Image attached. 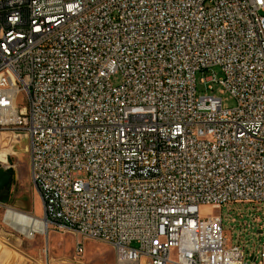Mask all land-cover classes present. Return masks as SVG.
<instances>
[{
  "label": "built area",
  "instance_id": "built-area-1",
  "mask_svg": "<svg viewBox=\"0 0 264 264\" xmlns=\"http://www.w3.org/2000/svg\"><path fill=\"white\" fill-rule=\"evenodd\" d=\"M206 72L234 108L197 96ZM22 140L41 219L114 264H246L201 208L264 204V0H0L12 178Z\"/></svg>",
  "mask_w": 264,
  "mask_h": 264
},
{
  "label": "rangeland",
  "instance_id": "rangeland-1",
  "mask_svg": "<svg viewBox=\"0 0 264 264\" xmlns=\"http://www.w3.org/2000/svg\"><path fill=\"white\" fill-rule=\"evenodd\" d=\"M214 72L216 79H220L222 75L219 69H214ZM209 75V72L205 75L197 73V96L211 95L221 100L224 109L234 108V99L227 92L221 93V86L200 81ZM121 83L120 73L110 77L112 86ZM209 86L212 90L207 89ZM18 100V105H25L20 97ZM26 146V140H22L18 145L16 177L12 178L6 190L0 192V264H55L53 260L57 261L56 264H62L61 260L73 261L75 264H111L113 252L102 242L83 239L50 225L45 233L26 238L3 222L7 209L32 217H42V204L30 180ZM201 213L208 217L220 216L227 241L238 244L244 251L246 264H257L250 261V256H257L264 245V204L235 202L223 206L202 207ZM77 242L83 246L81 262H76L73 257ZM102 261L105 262L100 263Z\"/></svg>",
  "mask_w": 264,
  "mask_h": 264
},
{
  "label": "bare ground",
  "instance_id": "bare-ground-1",
  "mask_svg": "<svg viewBox=\"0 0 264 264\" xmlns=\"http://www.w3.org/2000/svg\"><path fill=\"white\" fill-rule=\"evenodd\" d=\"M5 213L3 222L26 238H32L35 234L46 232L48 225L41 218L32 217L12 209H7Z\"/></svg>",
  "mask_w": 264,
  "mask_h": 264
},
{
  "label": "water",
  "instance_id": "water-1",
  "mask_svg": "<svg viewBox=\"0 0 264 264\" xmlns=\"http://www.w3.org/2000/svg\"><path fill=\"white\" fill-rule=\"evenodd\" d=\"M12 176L9 172L0 169V192L9 186Z\"/></svg>",
  "mask_w": 264,
  "mask_h": 264
},
{
  "label": "crops",
  "instance_id": "crops-1",
  "mask_svg": "<svg viewBox=\"0 0 264 264\" xmlns=\"http://www.w3.org/2000/svg\"><path fill=\"white\" fill-rule=\"evenodd\" d=\"M53 262L56 264V262L57 261H55V260H53ZM76 262H81V260H78V261H76ZM103 262H105V261H102V262H100V263H103ZM60 263H64V264H75V262H73V261H66V260H61V262ZM111 264H114V256H113V259H112V261L110 262ZM78 264H80V263H78ZM138 264H147L144 260H141V261H139L138 262Z\"/></svg>",
  "mask_w": 264,
  "mask_h": 264
},
{
  "label": "flooded vegetation",
  "instance_id": "flooded-vegetation-1",
  "mask_svg": "<svg viewBox=\"0 0 264 264\" xmlns=\"http://www.w3.org/2000/svg\"><path fill=\"white\" fill-rule=\"evenodd\" d=\"M9 185H10V184H9ZM8 187H9V186H8ZM8 187H7V188H8ZM7 188H5L4 190H6ZM4 190H3V191H4Z\"/></svg>",
  "mask_w": 264,
  "mask_h": 264
},
{
  "label": "trees",
  "instance_id": "trees-1",
  "mask_svg": "<svg viewBox=\"0 0 264 264\" xmlns=\"http://www.w3.org/2000/svg\"><path fill=\"white\" fill-rule=\"evenodd\" d=\"M11 176H13V173L11 172Z\"/></svg>",
  "mask_w": 264,
  "mask_h": 264
}]
</instances>
